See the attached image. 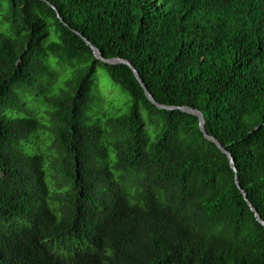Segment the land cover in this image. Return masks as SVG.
Returning a JSON list of instances; mask_svg holds the SVG:
<instances>
[{"label":"trees","instance_id":"obj_1","mask_svg":"<svg viewBox=\"0 0 264 264\" xmlns=\"http://www.w3.org/2000/svg\"><path fill=\"white\" fill-rule=\"evenodd\" d=\"M236 178L264 222V0H0V264H264Z\"/></svg>","mask_w":264,"mask_h":264},{"label":"rangeland","instance_id":"obj_2","mask_svg":"<svg viewBox=\"0 0 264 264\" xmlns=\"http://www.w3.org/2000/svg\"><path fill=\"white\" fill-rule=\"evenodd\" d=\"M56 70V69H55ZM61 69H57V73L59 74ZM59 79H55V83H58ZM95 87L93 91V96L94 99L95 93L97 96V105L94 106L93 114L101 113L105 110L109 111L112 113L114 109L120 110V112L126 111L128 108L127 106L124 105V102L129 101V98L127 97L126 94H124L118 86H116L108 77L107 73L105 70L98 66L95 70ZM26 105V110H19L16 111L13 115L14 116H27V114H30V116L36 117L35 115L38 113L39 103L33 102V100L30 99Z\"/></svg>","mask_w":264,"mask_h":264},{"label":"water","instance_id":"obj_3","mask_svg":"<svg viewBox=\"0 0 264 264\" xmlns=\"http://www.w3.org/2000/svg\"><path fill=\"white\" fill-rule=\"evenodd\" d=\"M87 42V41H86ZM87 44L92 48L93 50V53L95 55V57L105 63V64H108V65H118V64H125V65H128L133 74L135 75V77L137 78V80L139 81L140 85L143 87L145 93H146V96L147 98L154 104L156 105L158 108H166L164 106H161L159 104H157L154 100V98L152 97V95L149 93V91L147 90V88L145 87V85L143 84V81L140 79V76L138 74V72L126 61H123V60H120V59H104L102 57V54L101 52L95 48L94 46H92L89 42H87ZM179 110H181L182 112H185L187 114H190V115H193V116H196L199 120V128L200 130L202 131V133L204 134V136L211 142L215 143L217 145V147L228 157L229 159V162H230V165H231V168L233 169V171L236 173V169H235V165H234V161L232 159V157L230 156V154H228L223 148L222 146L212 137L208 136L206 134V131H205V121H204V118H203V115L199 112V111H196V110H193V109H190V108H187V107H183V108H178ZM236 181H237V178H236ZM237 185L239 186L238 184V181H237ZM240 190H241V187L239 186ZM242 194L244 195V198L246 199L247 201V196L245 194V192L243 190H241ZM248 205L250 206L251 210L255 213V216L257 218V220L262 224L264 225V222L261 220V217L259 216V214L257 213L256 209L251 205V203H249L247 201Z\"/></svg>","mask_w":264,"mask_h":264}]
</instances>
